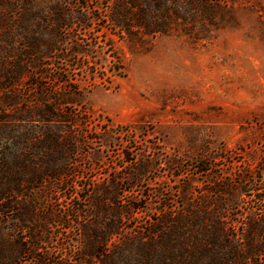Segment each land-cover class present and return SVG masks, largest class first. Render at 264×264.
<instances>
[{
	"label": "rangeland",
	"instance_id": "rangeland-1",
	"mask_svg": "<svg viewBox=\"0 0 264 264\" xmlns=\"http://www.w3.org/2000/svg\"><path fill=\"white\" fill-rule=\"evenodd\" d=\"M172 259L264 264V0H0V264Z\"/></svg>",
	"mask_w": 264,
	"mask_h": 264
},
{
	"label": "trees",
	"instance_id": "trees-1",
	"mask_svg": "<svg viewBox=\"0 0 264 264\" xmlns=\"http://www.w3.org/2000/svg\"><path fill=\"white\" fill-rule=\"evenodd\" d=\"M82 7H83V4H82ZM85 8V6H84ZM115 234H117L118 232H114ZM221 234H222V231H221ZM111 235H113L112 233H109V234H103V235H97V234H94V238L95 240L94 241H99L100 245H105L106 242L111 238ZM222 247V245H221ZM232 247V246H231ZM197 248V247H196ZM195 249V247H194ZM198 249H196L197 251ZM195 250H191V252H194ZM233 252H235L234 248L232 249L231 248V255H233ZM235 256V255H234ZM172 264H195L196 262H191V261H183V260H176V259H172L171 260ZM248 262H245L243 264H247ZM217 264H234V262H230V261H224V260H220L219 262H217Z\"/></svg>",
	"mask_w": 264,
	"mask_h": 264
}]
</instances>
